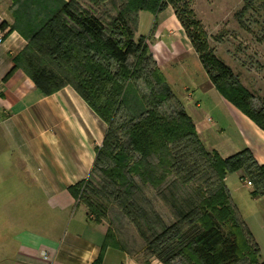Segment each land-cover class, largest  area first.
I'll list each match as a JSON object with an SVG mask.
<instances>
[{"label": "trees", "instance_id": "trees-1", "mask_svg": "<svg viewBox=\"0 0 264 264\" xmlns=\"http://www.w3.org/2000/svg\"><path fill=\"white\" fill-rule=\"evenodd\" d=\"M89 1L99 7L108 2ZM122 1L109 22L58 0L57 11L45 14L30 34L13 27L28 42L16 64L38 88L52 95L72 87L108 126L90 175L98 179L80 183L76 198L86 201L92 220L115 205L146 225L153 231L150 248L163 264H264L226 182L240 172L255 186V198L264 195V166L248 149L229 158L207 150L158 68L148 37L136 38L140 13L158 16L172 7L211 83L263 131L264 103L217 56L193 11L195 0ZM140 184L162 190L177 219L172 226L154 212ZM108 247L123 250L112 228L103 250Z\"/></svg>", "mask_w": 264, "mask_h": 264}, {"label": "crops", "instance_id": "crops-1", "mask_svg": "<svg viewBox=\"0 0 264 264\" xmlns=\"http://www.w3.org/2000/svg\"><path fill=\"white\" fill-rule=\"evenodd\" d=\"M9 2L0 0V264H141L118 249L103 250L108 227L89 218L74 194L92 173L107 124L72 87L46 95L16 64L28 42L13 29ZM143 13L136 38L148 37L172 90L181 83L180 95L173 92L207 150L229 158L248 149L264 166V131L219 93L208 74V87L181 82L191 79L195 63L205 69L175 10L150 13L141 34ZM227 127L239 140L226 136ZM233 174L243 182L236 172L227 185Z\"/></svg>", "mask_w": 264, "mask_h": 264}, {"label": "rangeland", "instance_id": "rangeland-1", "mask_svg": "<svg viewBox=\"0 0 264 264\" xmlns=\"http://www.w3.org/2000/svg\"><path fill=\"white\" fill-rule=\"evenodd\" d=\"M64 1H73L76 8L95 12L108 22L123 6L122 0H108L100 7L89 0ZM194 2L193 11L204 25L217 56L231 66L237 76H240L242 85L259 99L258 103H264V0H195ZM9 7L12 26L30 34L34 26L37 28L45 19L47 16L45 14L50 15L57 11L59 3L58 0H10ZM142 16L143 22L139 29L141 34L148 27L145 22L150 13L144 12ZM193 67L191 79L186 77L181 79V82L190 87L194 85L208 87L205 70L201 66L199 68L196 63ZM180 86L182 88L181 83L173 85V90L178 96ZM212 115L215 120L219 119L216 114L212 113ZM226 131L227 137L239 140V135L233 127H227ZM217 142L222 144L220 140ZM233 175L228 184L231 196L251 231L264 261V198H255L253 187L241 182L239 175ZM90 179L94 181L98 178L94 175L89 176L87 182ZM139 186L145 192L154 212L158 213L168 227L172 226L177 219L173 216L170 204L161 197L162 190L149 185ZM82 205L88 211L85 200H82ZM92 218L100 220L108 229L112 228L115 231L117 239L123 246V250H118L141 264H163L155 256L153 248H150L153 231L146 225L133 223L121 214V210L115 205L109 207L105 217L94 215ZM151 221L157 222V218L152 216Z\"/></svg>", "mask_w": 264, "mask_h": 264}, {"label": "built area", "instance_id": "built-area-1", "mask_svg": "<svg viewBox=\"0 0 264 264\" xmlns=\"http://www.w3.org/2000/svg\"><path fill=\"white\" fill-rule=\"evenodd\" d=\"M4 30L0 27V45L4 44ZM2 93V89L0 88V95ZM244 183H246L250 187H254L253 183L247 180H242ZM46 259H48L47 256H45Z\"/></svg>", "mask_w": 264, "mask_h": 264}]
</instances>
